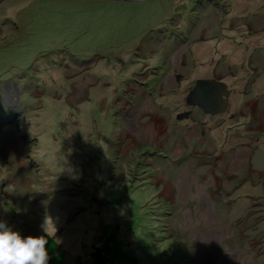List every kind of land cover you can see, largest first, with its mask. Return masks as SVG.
Wrapping results in <instances>:
<instances>
[{
    "label": "rangeland",
    "instance_id": "rangeland-1",
    "mask_svg": "<svg viewBox=\"0 0 264 264\" xmlns=\"http://www.w3.org/2000/svg\"><path fill=\"white\" fill-rule=\"evenodd\" d=\"M219 62L229 107H189ZM251 62L264 0H0V221L49 264H264Z\"/></svg>",
    "mask_w": 264,
    "mask_h": 264
},
{
    "label": "flooded vegetation",
    "instance_id": "flooded-vegetation-1",
    "mask_svg": "<svg viewBox=\"0 0 264 264\" xmlns=\"http://www.w3.org/2000/svg\"><path fill=\"white\" fill-rule=\"evenodd\" d=\"M190 57H193V56H190ZM217 61H219V60H217ZM217 61L214 62V66H215ZM176 62H180L179 58L176 59ZM254 62H251L249 64V67L247 68L250 71V73H251L250 77L246 78L245 84L242 86V89L241 90L240 89L237 90V92H241L242 91V93L248 94V92H250L249 89L256 88L255 86H257L258 88L262 86V85H260V81L264 82V66L263 65L261 66L260 62H257V64H254ZM194 66H196V65H194ZM214 66L211 69V76L215 77L217 79H220L219 81H222V82H224L227 85L229 93H230L229 94V98H230V95H231L232 91H231V88L229 87V84L225 81V77L228 76L229 74H231V75L236 77V72L229 71L228 72L229 74H227L225 72V69H227L226 66L223 63H220V62H219L218 66L217 65H216V67H214ZM180 70H182V69H180ZM179 73H181V72H179ZM179 73H173L172 78H174L175 81H180L181 80L180 78L184 77L183 73H181L182 75H179ZM161 76H166V74H162L159 77H161ZM167 76H169V74ZM242 78L243 77H237L238 82H239V80H242ZM262 91H263V95H264V90H262ZM263 95L260 94V97L254 98V104L257 105V108H255V106H252V107L248 108L247 110H244V112L240 113V116L243 118L244 121L241 120V122L238 123V126H240L241 124H244V126L249 129V132H251V130H252L253 132H256V133H264L263 132L264 131V96ZM229 103H230V100L228 99L227 108L230 105ZM188 106L189 107H198V106H193V105H188ZM242 108H245V105H243ZM258 110H259V112H257ZM188 111L191 113L190 114L191 117H193L192 110L189 108ZM188 118H190V116ZM246 119H248V120H246ZM178 130H180V129H177L176 132ZM181 132H183V130ZM197 145H198V147H200L199 141H197ZM155 146L157 148V145H155ZM159 147H162V144H160ZM240 149H243V148L241 147ZM244 150H246L247 152L243 151V150H240L237 153L235 152L236 154H234V155H235V158H237L238 156H241V155L244 154V152H246L247 153L246 154L247 159L245 161V163H246L250 159L251 152L248 151L247 149H244ZM155 152H156V150H155ZM153 154H155V153L153 152ZM208 163H210V162H208ZM204 165H205V163H204ZM258 173L262 175V179L264 180V171L258 172Z\"/></svg>",
    "mask_w": 264,
    "mask_h": 264
},
{
    "label": "clouds",
    "instance_id": "clouds-1",
    "mask_svg": "<svg viewBox=\"0 0 264 264\" xmlns=\"http://www.w3.org/2000/svg\"><path fill=\"white\" fill-rule=\"evenodd\" d=\"M40 227L45 235H22L0 221V264H49L46 245L51 235L45 221Z\"/></svg>",
    "mask_w": 264,
    "mask_h": 264
},
{
    "label": "water",
    "instance_id": "water-1",
    "mask_svg": "<svg viewBox=\"0 0 264 264\" xmlns=\"http://www.w3.org/2000/svg\"><path fill=\"white\" fill-rule=\"evenodd\" d=\"M228 95L229 91L224 82L217 79H199L189 92L186 102L188 105L199 106L206 114L214 115L226 111ZM185 116L186 113L180 114L177 117L178 119H182Z\"/></svg>",
    "mask_w": 264,
    "mask_h": 264
},
{
    "label": "trees",
    "instance_id": "trees-1",
    "mask_svg": "<svg viewBox=\"0 0 264 264\" xmlns=\"http://www.w3.org/2000/svg\"><path fill=\"white\" fill-rule=\"evenodd\" d=\"M202 7H204V5ZM148 33L150 35V32H148ZM146 36H148V35H146ZM41 46H43V45H41ZM38 47H40V46H38ZM34 49L36 50V48H34ZM93 257H94L93 260L96 264H106L104 256H102V252L100 249L97 252L93 253Z\"/></svg>",
    "mask_w": 264,
    "mask_h": 264
},
{
    "label": "bare ground",
    "instance_id": "bare-ground-1",
    "mask_svg": "<svg viewBox=\"0 0 264 264\" xmlns=\"http://www.w3.org/2000/svg\"><path fill=\"white\" fill-rule=\"evenodd\" d=\"M196 84V83H195ZM227 89H228V87H227ZM229 91V90H228ZM228 97H229V95H228ZM187 99V98H186ZM228 101V100H227ZM187 103V102H186ZM227 103V102H226ZM193 106H197V105H193ZM199 107V106H198ZM226 107H227V104H226Z\"/></svg>",
    "mask_w": 264,
    "mask_h": 264
}]
</instances>
